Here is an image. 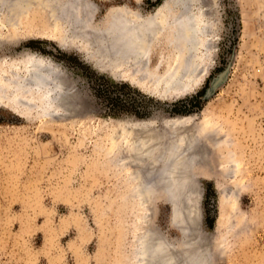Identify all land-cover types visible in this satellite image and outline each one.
<instances>
[{
	"label": "rangeland",
	"instance_id": "rangeland-1",
	"mask_svg": "<svg viewBox=\"0 0 264 264\" xmlns=\"http://www.w3.org/2000/svg\"><path fill=\"white\" fill-rule=\"evenodd\" d=\"M89 1L97 7L95 23L103 24L112 8L146 16L166 0ZM200 1L202 12L215 22L212 49L205 70L193 75L189 94L176 99H165L166 85L152 87L149 79L116 70L112 63L103 62L99 69L83 51L60 47L39 13L15 17L8 28L0 23V70L25 56L39 57L65 72L66 93H74L63 101L70 111L59 110L56 116L45 115L34 99L38 108L26 104L16 108L24 114H16L20 91L0 94V264H134L136 224L143 216L134 207L127 170L116 164L119 156L127 159L132 153L127 146L115 148L117 126L147 121L161 130L163 120L185 119L197 126H222L232 165L226 177L207 166L192 170L198 235L208 243L200 254L205 263L199 264H264V0ZM231 55L226 82L200 102ZM208 153L210 163L219 162L216 153ZM225 189L235 200L234 213L225 210L219 193ZM170 207L156 193L146 222L178 245L177 253L180 234L170 224Z\"/></svg>",
	"mask_w": 264,
	"mask_h": 264
},
{
	"label": "bare ground",
	"instance_id": "bare-ground-1",
	"mask_svg": "<svg viewBox=\"0 0 264 264\" xmlns=\"http://www.w3.org/2000/svg\"><path fill=\"white\" fill-rule=\"evenodd\" d=\"M139 1L135 0L137 3ZM2 12L5 20L0 23L6 28L15 17L24 20L33 13H39L53 28L52 37L60 47L83 51L88 56V61L100 67L99 69L103 62L112 63L116 70L124 68L129 75H141L146 81L149 79L152 87L153 84L166 85L170 90L166 92L165 99H176L189 94L194 86L191 81L193 75H201V71L205 70L204 63L210 56L215 35L213 15L209 19L206 16L208 14L202 12L200 0H166L162 9L146 16L128 7L112 8L103 24L95 23L97 7L89 0H0V13ZM154 55L158 56V60L152 68ZM8 67L0 70V82H5L0 84V94L5 95L11 89L20 91L15 99L16 114L23 113L18 110L19 107L33 104L32 99L42 104L33 106L39 107L45 115L56 116L57 111L62 109L70 111L61 100L65 94L62 93V85H69V82L61 80L65 72L61 73L52 62L25 56L20 63ZM162 70L164 74L161 73ZM155 75L166 76L155 78ZM145 122L147 121L122 123L117 126L119 132L114 137L117 150L124 146H127L126 150L131 148L127 151L132 150V153L128 152L131 154L127 155L129 158L125 159V155L119 156L116 164L127 170V181L135 192L134 207L137 211H142L143 216L141 225L136 224L134 264L204 262L200 256L202 253L193 245L191 254L183 251L182 241L180 252H175L177 255L167 253L163 256L162 253V256H156L157 249L161 248L162 251L166 243L171 247L172 244L149 228L146 214L151 205L150 199L153 198L150 195L155 196L156 193L162 194L165 201L174 208L177 200L170 197L175 196V192L179 193L181 182L188 178L187 174L193 175V169L202 170L207 166L208 170L214 168L224 171L225 177L232 174L228 135L222 126L213 122H204L197 126L189 119L166 121L161 125V130L156 129L154 122ZM212 151L220 158L218 163H210L208 152ZM195 160L198 163L193 162ZM171 190L174 195L166 193ZM195 192L196 190L190 193L191 199ZM219 193L224 198L225 210L236 212L235 200L230 199H234L231 192L229 196L227 189L220 190ZM191 204L189 202L192 207ZM176 214H172L174 225L177 221ZM141 216L138 213L136 217L139 220ZM227 223L225 221L221 227L226 228ZM189 240L195 241L185 238V242Z\"/></svg>",
	"mask_w": 264,
	"mask_h": 264
},
{
	"label": "water",
	"instance_id": "water-1",
	"mask_svg": "<svg viewBox=\"0 0 264 264\" xmlns=\"http://www.w3.org/2000/svg\"><path fill=\"white\" fill-rule=\"evenodd\" d=\"M233 60H234V55H231L228 59V63L224 67V70H222L220 73L215 75V77H213L209 80L208 88L205 89L204 95L199 99L200 102H205L206 100L210 99L214 95L216 90L224 85V83L226 82V79L228 77V72L230 70V67H231ZM61 80L63 82L66 81L64 76L61 77ZM62 86L64 87V89L62 90V93H65V94L62 95L61 100L62 101L69 100L70 95H69V93L68 94L66 93L69 85H67L65 83ZM166 121H168V120H163L161 122V125L165 124ZM187 175H188V178H185V180L183 182H181V184H180L179 193L177 194V192H175L177 195L174 193L173 190H171L170 192H166V193H171L172 195L175 194V196H171L170 198L172 200H175V199L177 200L176 204H174V208L172 206L170 207V211H169L170 224L171 225L174 224L172 221V218H173L172 214L177 213L176 214L177 221H176V225H174V226L176 227V229L178 230V232L180 234L179 242L182 241V243L184 245L183 247L185 249L183 248L182 250L186 251V253H190L191 252V245H193L196 249L198 248L200 250L199 252H201L203 255H205L204 251L206 248H208V243L204 240V238H201V237L198 238L197 237L198 236V230H199V218H200L198 207L195 206L197 197L195 196V200L190 198V193L195 190L194 188H197V182L194 179V176L192 174H190V175L187 174ZM197 193H198V190L196 191V194ZM150 197H153V196L150 195ZM152 200H153V198H152ZM152 200L150 199L151 204H152ZM189 202L192 203V205H193L192 207L189 206ZM194 203H195V205H194ZM173 209L175 212H173ZM185 238L195 239V241L191 240L192 242H190V240H189V242H187L188 241L187 240L185 242ZM196 238H197V240H196ZM177 246L173 244L171 247L170 245H168L166 243V246H164L162 251H160L161 248H159V249H157V251H155L156 256H160V255L162 256V253H163V256H164V254H167V253H170V254L172 253L175 255L176 253H175L174 249Z\"/></svg>",
	"mask_w": 264,
	"mask_h": 264
}]
</instances>
